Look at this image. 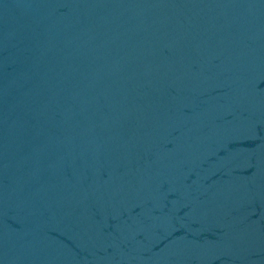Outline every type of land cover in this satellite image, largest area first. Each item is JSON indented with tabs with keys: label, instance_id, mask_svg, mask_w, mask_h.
I'll return each instance as SVG.
<instances>
[{
	"label": "water",
	"instance_id": "95a60500",
	"mask_svg": "<svg viewBox=\"0 0 264 264\" xmlns=\"http://www.w3.org/2000/svg\"><path fill=\"white\" fill-rule=\"evenodd\" d=\"M0 264H264V0H0Z\"/></svg>",
	"mask_w": 264,
	"mask_h": 264
}]
</instances>
